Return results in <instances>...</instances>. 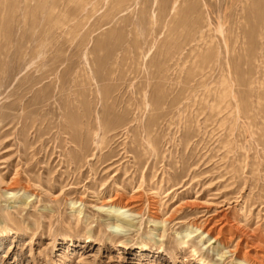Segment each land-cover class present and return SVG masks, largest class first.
<instances>
[{
	"label": "rangeland",
	"instance_id": "1",
	"mask_svg": "<svg viewBox=\"0 0 264 264\" xmlns=\"http://www.w3.org/2000/svg\"><path fill=\"white\" fill-rule=\"evenodd\" d=\"M243 257L264 264V0H0V264Z\"/></svg>",
	"mask_w": 264,
	"mask_h": 264
},
{
	"label": "bare ground",
	"instance_id": "2",
	"mask_svg": "<svg viewBox=\"0 0 264 264\" xmlns=\"http://www.w3.org/2000/svg\"><path fill=\"white\" fill-rule=\"evenodd\" d=\"M6 193L10 196V198H13V197H16L17 196V192H13V191H9V190H6ZM29 197V196H28ZM27 199V198H26ZM18 201H15L14 200V203H16ZM26 203V202H25ZM11 206V205H10ZM104 208V206H102V209ZM125 207L122 206V205H115V204H112L109 206V209L112 210L111 212V216L109 217L108 220H111L112 222L114 223H117L118 220L122 219V217L126 214L127 212V209L125 210L124 209ZM130 210V209H128ZM78 212L82 214V209H78ZM81 217V216H80ZM9 218H12V217H9ZM124 223L125 224H128V225H134L133 223V218H131L130 216L127 217V219H124ZM232 224V223H231ZM233 227L236 228V230H240V227H239V223L235 222L233 223ZM201 229V226H198V227H195V229H188L186 230L185 232L187 233L186 236H189V237H195V236H198V233L197 231H200ZM208 234V233H207ZM248 235V234H247ZM204 236L201 237V240H199V242H202ZM248 238V237H247ZM240 239L238 240V243H239ZM186 243V241H185ZM211 243H207V245H210ZM247 256V255H246ZM239 263L240 264H249L248 263V260L246 257H243V258H239ZM207 264H213L212 261H208Z\"/></svg>",
	"mask_w": 264,
	"mask_h": 264
}]
</instances>
